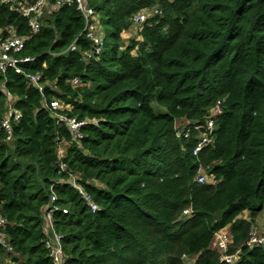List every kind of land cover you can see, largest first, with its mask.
Wrapping results in <instances>:
<instances>
[{"label": "trees", "instance_id": "1", "mask_svg": "<svg viewBox=\"0 0 264 264\" xmlns=\"http://www.w3.org/2000/svg\"><path fill=\"white\" fill-rule=\"evenodd\" d=\"M87 1L105 26L103 52L90 61L75 6L43 13L32 35L0 0L1 36L25 38L17 56L32 61L21 67L43 83L39 93L23 75L0 74V120L4 90L21 113L10 141L0 128V214L12 249L0 245V264H51L46 207L64 264H182V255L224 264L213 244L220 231L231 238L228 254L240 251L235 264H264V247L245 246L264 212V0ZM52 99L66 115L96 121L78 144H66L69 130L45 108ZM217 102L214 143L193 155ZM199 168L210 181H195ZM70 174L96 213L60 183Z\"/></svg>", "mask_w": 264, "mask_h": 264}, {"label": "built area", "instance_id": "2", "mask_svg": "<svg viewBox=\"0 0 264 264\" xmlns=\"http://www.w3.org/2000/svg\"><path fill=\"white\" fill-rule=\"evenodd\" d=\"M11 3V8L16 12L27 18L28 26L30 28V34H36L39 31L40 23L38 21L39 17L44 13H50L63 6L71 7L75 6L76 10L81 13L85 21L84 33L86 38L92 43L91 49L84 53L85 60L90 61L93 58L99 56L103 52L105 46L104 36L99 32V18L97 13L92 7L89 6L87 0H8ZM156 9L141 11L134 16L133 25L134 27H139L149 14H156ZM0 31V74H5L7 71H13L17 75H23L28 83L35 87L39 93L43 92V83L41 75L36 73H25L21 65L32 61L31 58L25 57L20 58L17 56L23 47L25 38L18 37L11 33L10 37H2ZM76 50V41H74L68 47V51L73 52ZM78 80L76 78L72 79V85H77ZM5 96V105L3 110V117L0 120V128L5 134V141H10L12 139L11 121H19L21 118V113L15 108L14 101L16 100L8 91H3ZM45 108L50 112V114L55 118V123L58 125H64L70 132L71 140L66 143L67 145L78 144L81 139H83L82 129L89 123L96 124V121H86L77 120L74 117L66 115L64 112V106L56 99H52L49 102L44 103ZM220 113L219 103L215 109L211 112L210 120L206 123L204 131L199 135V141L197 145L193 148L192 154H198L204 147L208 145H213L214 137V122L213 119ZM178 128V126H176ZM178 136L183 134L182 130L177 131ZM187 137V134L184 135ZM58 165L60 172H67V165L64 163L65 149L58 147ZM69 174V173H68ZM70 181H60L64 182L62 184L69 185L73 190H75L81 197L82 201L89 208L90 212L96 213L99 208L93 202L90 195H88L83 188L78 184L75 175L70 174ZM211 177L207 176L203 168H199L197 171L195 181L199 184L206 183L210 181ZM56 201L54 195L50 197V203ZM63 213H67L66 210H62ZM53 211L46 207L43 212V221L45 226V231L47 235V240L45 242L46 248L50 251L51 264H64V253L62 250L61 239L62 237L57 234L54 230L52 222ZM183 214L188 217L191 214V210L183 211ZM7 224L6 218L0 214V245H2L7 252L12 249L7 244V241L3 235L5 226ZM231 243V238L229 234L225 231H220L215 233L213 244L216 249L221 252L219 257V262L224 264H235L239 261L240 251L233 254H228L229 244ZM248 248L253 247H264V227L259 228L253 226L250 229L248 240L245 243ZM197 256H187L182 255V264H197Z\"/></svg>", "mask_w": 264, "mask_h": 264}, {"label": "crops", "instance_id": "3", "mask_svg": "<svg viewBox=\"0 0 264 264\" xmlns=\"http://www.w3.org/2000/svg\"><path fill=\"white\" fill-rule=\"evenodd\" d=\"M259 228L264 227V212H262L255 220V225Z\"/></svg>", "mask_w": 264, "mask_h": 264}, {"label": "rangeland", "instance_id": "4", "mask_svg": "<svg viewBox=\"0 0 264 264\" xmlns=\"http://www.w3.org/2000/svg\"><path fill=\"white\" fill-rule=\"evenodd\" d=\"M98 27H99V32H101L103 34L104 31H105V26L103 24H99ZM243 217L246 218L247 216L246 215H243Z\"/></svg>", "mask_w": 264, "mask_h": 264}, {"label": "bare ground", "instance_id": "5", "mask_svg": "<svg viewBox=\"0 0 264 264\" xmlns=\"http://www.w3.org/2000/svg\"><path fill=\"white\" fill-rule=\"evenodd\" d=\"M219 251V250H218ZM219 253H221L220 251H219Z\"/></svg>", "mask_w": 264, "mask_h": 264}]
</instances>
